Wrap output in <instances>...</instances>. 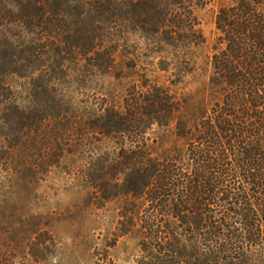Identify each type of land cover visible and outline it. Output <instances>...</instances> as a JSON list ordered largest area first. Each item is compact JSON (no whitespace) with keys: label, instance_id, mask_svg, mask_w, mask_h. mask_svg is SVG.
<instances>
[{"label":"trees","instance_id":"obj_1","mask_svg":"<svg viewBox=\"0 0 264 264\" xmlns=\"http://www.w3.org/2000/svg\"><path fill=\"white\" fill-rule=\"evenodd\" d=\"M227 1L209 108L174 90L197 71L209 0H0V162L42 154L48 171L57 157L93 206L119 205L137 264H264V0ZM140 63L169 86L140 72L122 101L83 109L53 95L55 81L120 80Z\"/></svg>","mask_w":264,"mask_h":264},{"label":"rangeland","instance_id":"obj_2","mask_svg":"<svg viewBox=\"0 0 264 264\" xmlns=\"http://www.w3.org/2000/svg\"><path fill=\"white\" fill-rule=\"evenodd\" d=\"M227 2L209 0L207 6L198 10L206 43L196 51L195 74L174 89L178 94L194 95L196 101L209 108L213 103L208 85L213 72V45L218 36L216 19ZM140 72L167 86L172 81L170 73L140 63L137 69H126L120 80L98 77L84 84L71 77L55 81L53 95L77 109L91 108L107 99L120 102L139 83ZM35 95L22 94L20 102L27 99L30 107L32 101H37ZM61 143L62 140L52 137L41 147L45 160L49 153L55 156L59 153ZM50 158L55 163L48 171L39 167L42 154L30 162L14 156L0 162V264H137V240L116 236L119 205L97 209L89 200L91 189L78 181L77 176L64 173L57 157ZM39 240L49 248L44 250L47 261L42 263H36L30 255L32 245Z\"/></svg>","mask_w":264,"mask_h":264}]
</instances>
